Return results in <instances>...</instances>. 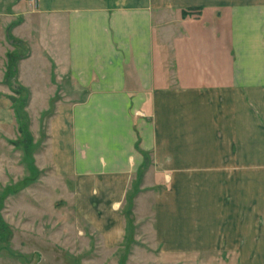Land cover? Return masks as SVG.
Returning a JSON list of instances; mask_svg holds the SVG:
<instances>
[{"label": "crops", "instance_id": "crops-1", "mask_svg": "<svg viewBox=\"0 0 264 264\" xmlns=\"http://www.w3.org/2000/svg\"><path fill=\"white\" fill-rule=\"evenodd\" d=\"M2 4L1 138L21 137L4 83L20 41L25 113L56 103L34 164L72 184L111 245L138 182L135 218L149 215L163 246L264 264V0Z\"/></svg>", "mask_w": 264, "mask_h": 264}, {"label": "rangeland", "instance_id": "rangeland-1", "mask_svg": "<svg viewBox=\"0 0 264 264\" xmlns=\"http://www.w3.org/2000/svg\"><path fill=\"white\" fill-rule=\"evenodd\" d=\"M8 7L0 6L2 11ZM25 54L23 49L21 55ZM27 96L25 92L10 96L17 100L18 140L28 131L38 144L27 155L23 147L0 137V264H238L232 254L176 252L175 247L160 244L149 215L140 224L137 221L143 220L135 218L138 182L120 212L133 217L127 222L125 239L111 245L110 230L98 227L104 225L100 222L89 223L81 213L72 184L53 175L51 169L36 168L34 153L45 141L46 123L56 103L41 118L29 117L25 113L29 104L23 106Z\"/></svg>", "mask_w": 264, "mask_h": 264}, {"label": "trees", "instance_id": "trees-1", "mask_svg": "<svg viewBox=\"0 0 264 264\" xmlns=\"http://www.w3.org/2000/svg\"><path fill=\"white\" fill-rule=\"evenodd\" d=\"M187 12L184 11L183 12V16H186ZM13 45H19L20 47L24 48L26 50V54L23 57H20L19 59H17L13 54H9L8 56V67H7V74L4 80V83L6 85H8L9 87H12L13 93L15 95H20L21 93H23L24 91L22 89H20V87L17 84V77H18V60L22 59V58H26L29 55V50L27 49L26 45L23 44L20 41H13L12 42ZM11 102L13 103V105L16 103V99L13 97H10ZM23 106L24 108H26L29 104V97L27 96V98H24L23 101ZM22 130V129H21ZM23 139L22 140H17V141H12L11 144L16 146V147H23L25 153L27 155H30L32 152V148H33V137L30 133H28V131H23ZM126 219L127 222L131 219H133L132 217V213H127L126 214Z\"/></svg>", "mask_w": 264, "mask_h": 264}]
</instances>
